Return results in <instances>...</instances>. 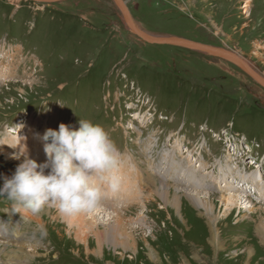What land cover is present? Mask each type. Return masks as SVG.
Instances as JSON below:
<instances>
[{
    "label": "rangeland",
    "instance_id": "rangeland-1",
    "mask_svg": "<svg viewBox=\"0 0 264 264\" xmlns=\"http://www.w3.org/2000/svg\"><path fill=\"white\" fill-rule=\"evenodd\" d=\"M125 1L145 32L229 49L264 77V0ZM80 119L100 124L118 150L119 194L94 180L105 187L95 209L119 218L82 233L54 204L33 214L0 196V264H264V195L245 183L226 208L229 189L218 186L226 150L237 172L264 179V88L228 60L141 40L112 0H0V188L25 155L46 162L29 145L43 126L78 128ZM175 145L183 153L172 171L188 160L206 164L213 210L195 207L170 174L169 202L158 193L164 178L147 172L146 157L157 166ZM113 219L122 221L119 242L100 241L94 232L105 235Z\"/></svg>",
    "mask_w": 264,
    "mask_h": 264
},
{
    "label": "clouds",
    "instance_id": "clouds-1",
    "mask_svg": "<svg viewBox=\"0 0 264 264\" xmlns=\"http://www.w3.org/2000/svg\"><path fill=\"white\" fill-rule=\"evenodd\" d=\"M42 140L46 162L37 164L25 155L5 179L0 196L33 214L54 204L61 214L71 216L99 205L102 190L94 178L106 179L113 191L119 188V153L100 124L87 119H80L78 128L60 123L58 130H46ZM37 231L41 238L47 236L44 225H38Z\"/></svg>",
    "mask_w": 264,
    "mask_h": 264
},
{
    "label": "bare ground",
    "instance_id": "bare-ground-1",
    "mask_svg": "<svg viewBox=\"0 0 264 264\" xmlns=\"http://www.w3.org/2000/svg\"><path fill=\"white\" fill-rule=\"evenodd\" d=\"M16 1H19V0H16ZM130 19H131V22L133 23V25L135 26L136 29H138L139 31L145 33L146 35H149V36H154L156 37L157 35H152V34H149L147 32H145L144 30H142L132 19L131 17V14H130ZM161 37V36H159ZM174 37V36H173ZM164 38H170V37H164ZM186 39V38H185ZM202 43V42H201ZM206 44V43H205ZM225 50H229V49H226V48H223ZM231 51V50H230ZM234 52V51H232ZM235 53V52H234ZM242 58V57H241ZM243 59V58H242ZM244 60V59H243ZM247 65L253 69V71L256 72V74L258 76H260V74L252 67V65L244 60ZM257 77V76H256ZM261 77V76H260ZM258 78V77H257ZM262 79L264 78L263 76L261 77ZM263 82V81H262ZM261 86V85H260ZM262 87V86H261ZM264 88V87H263ZM2 93V92H1ZM47 130V127L46 126H43L42 130L39 131L38 133H35L34 134V137L31 139V142H30V148L31 149H36V152H37V155L39 154V156H42V151H43V146H44V141L42 140V137H43V134L46 132ZM14 131V130H13ZM154 138V137H153ZM149 141V140H148ZM147 147V146H146ZM150 148V145L148 146ZM178 145H175V147L171 148L169 151L167 152H163L162 154V157H161V162L157 165V166H154L153 165V160L151 157H149V155H147V162H149V169H148V173H150V171H152L153 173H158L160 174L161 176L160 177H163L164 180H161V183H160V186L158 187V193H160L163 197V201L165 202H169V184L166 182V178L170 175H172V177H176L177 180H178V183L181 182V183H184L186 184L184 186V190H183V195L185 197H187L191 203H193L195 205V207H200V208H203L205 210H211L212 209V204L211 202L209 201L208 197H207V194H208V188H211V184L209 186V184H205L204 182H202V178H208L209 179V175H207V173H201L202 170H204V168L206 167V164L203 162V163H199V164H196L197 161H193V162H189L188 159H186V162L188 160V165H185L184 167L178 165L177 168L172 171L175 167V165L177 164V161L175 160V157L176 156H179L181 155V153H183V151H180ZM6 148V147H5ZM147 149V148H146ZM226 163L228 164L229 163V170L227 172V174H223V176L221 175V177L223 178L222 181H224V185H221V183L218 185L220 190H225V189H229L227 190L228 191V196H225L226 194H222L221 196V200L224 201V204H225V207L226 208H230L232 205H235L237 203V199H238V196L235 194L234 191H237L238 189L239 190H242L244 189L245 187V183L247 187L248 184H251L252 187V190H254V192H261L263 195H264V179H262V175L260 176L259 175V172H251V173H248L246 175L242 174L240 171L237 172V168H238V164L236 162H234L233 158H231V153L230 151H227L226 150ZM7 153V151L5 149H0V155H3L5 156ZM11 154H13L12 150L10 151ZM145 156H146V152H145ZM187 158V157H186ZM190 159H192V157H189ZM183 169V170H181ZM146 170V169H145ZM172 172V173H171ZM237 172V174H236ZM45 173H47V171L45 170ZM205 174V176H204ZM232 175V176H231ZM237 175L238 177H240V181H235L234 178H236ZM229 176V177H228ZM9 178V177H7ZM210 178L212 179V181H215V178L210 175ZM232 178V180H234V182L230 181L229 179ZM6 179V178H5ZM262 179V180H261ZM175 180V179H174ZM210 180V179H209ZM5 181V180H4ZM201 181V182H200ZM197 182V183H196ZM121 183H123V185H127V182L124 181V179H122ZM176 183V182H175ZM100 185V187H102V189H105V187H103V184L102 183H98ZM192 184V185H191ZM208 185V186H207ZM157 187V186H156ZM246 187V188H247ZM200 188H204L206 189V191L204 193L201 194V192H198L197 190L200 189ZM245 188V189H246ZM128 189V188H126ZM125 189V190H126ZM176 192L180 191V189L182 188H179V187H176ZM112 190V189H111ZM231 190H234V191H231ZM121 191V189H117L115 191L112 190V193L113 192H116L117 194H113L114 196L115 195H118L119 192ZM249 191V192H248ZM135 192V191H134ZM222 193V192H221ZM245 195L244 197V200H248L249 196L251 195V190H247L245 192H243ZM110 195V194H109ZM209 196V195H208ZM241 196V195H240ZM161 197V198H162ZM114 198V197H113ZM152 198V197H151ZM155 198V197H154ZM243 198V197H241ZM248 198V199H247ZM240 199V197H239ZM162 200V199H161ZM120 201V200H119ZM249 201V200H248ZM171 202V201H170ZM181 202L180 198H179V195H176L171 203V207L174 206L177 207L179 205V203ZM170 204V203H169ZM250 206L248 207L249 210L250 208L252 209L254 206V204H252V202H250ZM248 206V205H247ZM126 208V207H125ZM179 208V207H178ZM244 208H246L244 206ZM102 209V207H101ZM129 209V208H128ZM190 209V208H189ZM108 208H106L105 210L102 209V210H99V209H93L91 211H88V218H83V216H85V212H81V213H77V214H74V218L70 219V222L71 223H74V224H78V227L80 228V231L82 233L85 232L84 230V227H88V228H92V225H90V223H97V219L100 221V220H104V219H109V217L111 216V214H114L116 215L117 217L119 216L118 213L115 211V210H111V211H107ZM121 209H119L120 211ZM179 210V209H178ZM213 210V209H212ZM206 212V211H205ZM22 213V212H21ZM205 214V213H204ZM63 215V214H62ZM206 215V214H205ZM65 216H68V215H64ZM139 216V215H138ZM136 216V217H138ZM113 217V216H111ZM122 217V216H121ZM119 218V217H118ZM123 218V217H122ZM182 218V217H181ZM216 218V217H215ZM86 219L88 220H92L91 222L87 221ZM136 219V218H135ZM105 220V221H106ZM111 221V219L109 220V222ZM145 221V220H144ZM104 222V221H103ZM112 225L110 226V228L108 229V232L105 233V235H103L102 233L100 234V232L97 230L95 231V235L98 237V239L100 241H102V237L104 238L105 236V239L106 241L108 242H111V243H118L119 240L117 239V236L121 233V230L123 229V225H122V221L120 219H118L117 221H115L113 219L112 221ZM191 225V224H190ZM262 225V224H261ZM261 227V226H260ZM70 228V227H69ZM87 228V229H88ZM86 229V228H85ZM97 229V228H96ZM262 229V230H261ZM261 231H262V234H263V238H264V226L261 227ZM78 230V228H77ZM133 234V233H132ZM81 235V234H80ZM103 235V236H102ZM260 235V234H259ZM88 236V235H87ZM101 237V239H100ZM135 240V239H134ZM20 242V241H19ZM105 242V241H104ZM135 243V242H134ZM121 244V243H120ZM123 245V244H122ZM138 247V246H137ZM16 248V247H15ZM130 248V247H129ZM124 249V248H123ZM30 251V250H29ZM99 251V250H98ZM10 252V251H9ZM16 252V251H15ZM95 252V251H94ZM20 255V254H19ZM32 255V253L30 254ZM14 257V256H13ZM12 258V257H11ZM15 258V257H14ZM24 259V258H23ZM17 260V259H16ZM11 261V260H10ZM19 261V260H18ZM255 261V260H254Z\"/></svg>",
    "mask_w": 264,
    "mask_h": 264
},
{
    "label": "water",
    "instance_id": "water-1",
    "mask_svg": "<svg viewBox=\"0 0 264 264\" xmlns=\"http://www.w3.org/2000/svg\"><path fill=\"white\" fill-rule=\"evenodd\" d=\"M34 2H52L56 0H30ZM116 7L119 9L123 19L125 20L128 29L140 38L141 40L149 43V44H166V45H171V46H178V47H184V48H189L192 50L200 51L203 53H206L211 56H215L218 58H222L225 60H228L238 66L249 78H251L253 81L264 87V79H262L260 76L256 74L253 69H251L247 63L241 58L240 55L237 53H234L230 50H225L223 47H218L210 44H205L201 43L198 41L190 40V39H185L182 37H170V38H164V37H159V36H149L146 35L145 33L139 31L138 29L135 28L133 23L131 22L130 19V11L126 5L125 0H112ZM258 78H257V77ZM263 81V82H262Z\"/></svg>",
    "mask_w": 264,
    "mask_h": 264
}]
</instances>
